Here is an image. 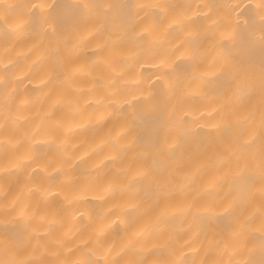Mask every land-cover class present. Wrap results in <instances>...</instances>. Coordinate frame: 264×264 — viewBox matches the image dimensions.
Returning <instances> with one entry per match:
<instances>
[{"label":"bare ground","instance_id":"obj_1","mask_svg":"<svg viewBox=\"0 0 264 264\" xmlns=\"http://www.w3.org/2000/svg\"><path fill=\"white\" fill-rule=\"evenodd\" d=\"M0 264H264V0H0Z\"/></svg>","mask_w":264,"mask_h":264}]
</instances>
